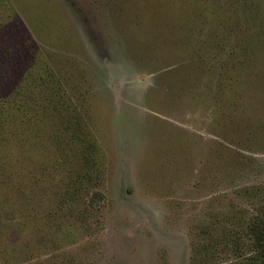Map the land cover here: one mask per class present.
<instances>
[{
	"label": "rangeland",
	"instance_id": "rangeland-1",
	"mask_svg": "<svg viewBox=\"0 0 264 264\" xmlns=\"http://www.w3.org/2000/svg\"><path fill=\"white\" fill-rule=\"evenodd\" d=\"M255 229L264 0H0V264H264Z\"/></svg>",
	"mask_w": 264,
	"mask_h": 264
},
{
	"label": "trees",
	"instance_id": "trees-1",
	"mask_svg": "<svg viewBox=\"0 0 264 264\" xmlns=\"http://www.w3.org/2000/svg\"><path fill=\"white\" fill-rule=\"evenodd\" d=\"M98 197H100V194L97 195ZM255 234H257L256 239V244H257V253L259 254V256H264V238H262V236H260V234H258L257 229H255Z\"/></svg>",
	"mask_w": 264,
	"mask_h": 264
}]
</instances>
